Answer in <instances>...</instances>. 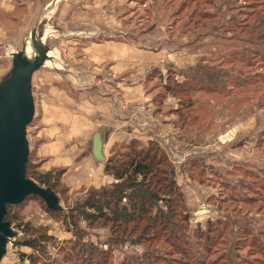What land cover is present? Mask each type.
<instances>
[{"label": "rangeland", "instance_id": "obj_1", "mask_svg": "<svg viewBox=\"0 0 264 264\" xmlns=\"http://www.w3.org/2000/svg\"><path fill=\"white\" fill-rule=\"evenodd\" d=\"M65 2L33 17L24 42L0 46V80L14 70V53H26L29 45L38 54L31 27L50 55L31 80L36 111L27 129L29 161L43 185H54L63 208L50 210L38 195L12 205L16 235L2 264H102L84 249L107 251L113 264H193L150 237L152 231L144 235L143 225L124 236L110 222L81 220L77 236L68 219L90 191L118 181L105 171L107 160L133 142L157 147L168 160L189 214L188 223H179L182 247L191 255L204 252L214 261L209 264H259L264 0H90L72 11ZM17 5L22 14L28 10ZM0 19L15 37L22 19L7 11ZM110 41L129 52L165 50L164 58L152 62L143 53L140 62L124 53L114 76L88 51L98 53L97 45ZM58 105L64 112L48 111ZM90 126L93 133H83ZM95 140L102 158L93 152Z\"/></svg>", "mask_w": 264, "mask_h": 264}, {"label": "trees", "instance_id": "obj_2", "mask_svg": "<svg viewBox=\"0 0 264 264\" xmlns=\"http://www.w3.org/2000/svg\"><path fill=\"white\" fill-rule=\"evenodd\" d=\"M112 162L116 164L112 165ZM167 162L168 160L157 147L151 146L148 150L140 149L136 142L123 147L120 153L111 156L107 160L105 171L112 174L118 181L111 187L90 191L89 195L73 208L74 212L68 219L74 226L77 236H80L78 225L81 220L88 223L89 226L99 220L110 222L116 228L115 231L124 236L128 230L132 229L133 231L143 225L142 233L144 235L152 231L150 237L153 236V239L158 243L162 242V246L167 244L172 252L181 257L182 261H192L193 264L214 262L208 260L204 256V252L198 253L203 254L200 257L194 252L191 255L188 245L185 244L182 247L179 243L182 238L181 227L183 226L179 223L180 221L188 223L189 214L185 213L182 192L173 179ZM32 166L33 164L29 161L27 177L41 186L51 188L57 194L53 184L45 186L41 179L35 177ZM161 201L166 204L167 209L160 206ZM11 207L12 205L8 206L5 220L9 221ZM50 210L57 211L63 210V208ZM213 233L214 231L210 229L207 235L211 236ZM220 235L217 234V238ZM214 238L215 236L212 237L213 244L218 243V239ZM254 247L258 250V257L261 259L259 264H264V242ZM84 251L95 253L97 257L103 258L100 260L102 264H113L107 251L98 252L96 249L94 251L84 249ZM72 254L74 251H71L67 258H70ZM23 256L26 255L23 254Z\"/></svg>", "mask_w": 264, "mask_h": 264}, {"label": "water", "instance_id": "obj_3", "mask_svg": "<svg viewBox=\"0 0 264 264\" xmlns=\"http://www.w3.org/2000/svg\"><path fill=\"white\" fill-rule=\"evenodd\" d=\"M33 46L38 54L32 59L24 51L13 54L14 70L0 83V264L7 252L8 239L16 235L5 220L9 205L21 204L29 195L42 197L50 209L62 208L58 195L27 177L30 145L27 129L35 116L32 75L48 57L34 32ZM101 142L95 140L93 152L102 158Z\"/></svg>", "mask_w": 264, "mask_h": 264}, {"label": "crops", "instance_id": "obj_4", "mask_svg": "<svg viewBox=\"0 0 264 264\" xmlns=\"http://www.w3.org/2000/svg\"><path fill=\"white\" fill-rule=\"evenodd\" d=\"M14 1L15 0H0V11H7L9 12V14L15 13V17H19L22 19L21 20L22 25L19 27V32L15 35V37H12L10 33L11 28L7 24L2 22L0 19V46L1 45L9 46L8 47L9 49L14 48V46L16 45V42L17 44L18 42H21V43L22 41L24 42L25 36L27 34L26 28L28 27L30 28V25L27 23H29L33 19V17H35V20H37L39 17H42L41 15L42 13L44 16V14L50 11L49 8L52 5L58 2H62L63 0H43L44 5L41 4L39 0H34V1L33 0H16L15 2ZM18 3L24 6V8L28 7V10L24 11L22 14L21 11L17 10ZM85 3L89 4L90 0H66L65 5H67L68 10L72 11L74 9L73 7L74 5H77V4L84 5ZM46 9L47 10L49 9V10L46 11ZM30 30L32 33L33 27H31ZM66 36L68 37L69 35L66 34ZM97 46L100 48V51L98 53H93L95 52V50H92V48H90L88 49L90 55L92 53L93 57H98L99 59L101 58V62H106V64H108L110 67L109 73H111L114 76H117V74H120V72L122 71V67L124 66V58H123L124 53L130 55V59H137L140 62L141 60H143V53H144L145 55H149L148 57H150L152 62H158L164 58L163 51H165V50L141 51V50L136 49V50H132V52H129L128 50L124 51V49L127 48V45H124L122 43H117L115 41L101 43V44H98ZM27 48H29V45L27 46ZM47 55H48V51H47ZM2 80L3 79L0 80V83L2 82ZM120 82L121 80L118 83ZM59 106L60 105H58L57 108H54L53 110L49 109L48 111L49 112H64L63 108H60ZM44 112H47V111H44ZM91 122L92 121L90 120L88 125H91ZM88 132L93 133L91 130V126H90V129L86 131L84 130L83 133L86 134ZM57 146H58L57 143L52 144L50 148L55 149ZM62 159H65V157H62Z\"/></svg>", "mask_w": 264, "mask_h": 264}, {"label": "bare ground", "instance_id": "obj_5", "mask_svg": "<svg viewBox=\"0 0 264 264\" xmlns=\"http://www.w3.org/2000/svg\"><path fill=\"white\" fill-rule=\"evenodd\" d=\"M32 45H33V43H32ZM26 49H27V52H26V56H28V57H30V58H33V57H35V54L33 53V49H32V47H30L29 46V48H27L26 47ZM35 49V48H34ZM35 52V51H34ZM48 56H50L49 54H48ZM50 58V57H49ZM49 60V59H48ZM51 61V60H50Z\"/></svg>", "mask_w": 264, "mask_h": 264}]
</instances>
